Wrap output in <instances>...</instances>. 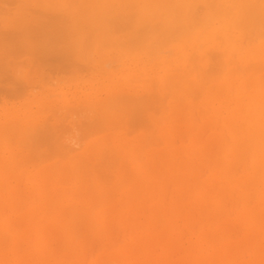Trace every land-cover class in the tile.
<instances>
[{"label": "bare ground", "instance_id": "1", "mask_svg": "<svg viewBox=\"0 0 264 264\" xmlns=\"http://www.w3.org/2000/svg\"><path fill=\"white\" fill-rule=\"evenodd\" d=\"M6 1L14 8L4 4L8 11H4L5 7L0 10L3 55L9 52L5 53L7 43L3 42L7 40L11 46L7 44V50L14 54L31 55L43 62L53 58L56 70L68 66L79 74L88 72L89 76L74 77L69 87L61 91L62 100L51 101L52 90L48 89L36 103L0 111V264H67L79 256L82 246L77 245L79 237L85 238L82 242L85 241L86 249L94 245L93 250L84 248V258L92 257L101 247V255L93 264H264V85L261 83L264 76L255 79L264 66V40L255 47L250 42L252 35L264 38V31L255 33L254 26L259 23L264 27V0H176V4L172 0H0V3ZM198 4H202L201 9ZM32 7L40 9H36L34 16L31 13L34 11L30 12ZM16 8L20 9L18 13H12ZM252 27L253 33L252 29L248 31L252 39L246 42L243 30ZM9 28L15 31L9 32ZM89 37L96 43L92 55H86L93 45ZM86 38L90 45L86 42L84 53ZM254 39L253 45L257 38ZM167 43L179 46L168 51L171 60L164 56L161 62L151 63L149 57L159 53ZM223 43L226 57H234V52L240 51L239 63L245 68L239 69L236 64L238 70L234 66L235 70L225 75L222 87H226L232 73L246 70L247 74L239 72L244 75L240 76V87L237 85L238 101L228 104L236 102L237 107L228 109L226 101L214 109L213 120L221 116L222 107L227 112L222 121L232 141L223 139L225 133H216L205 142L200 137L201 131L192 133L199 119L194 114L195 119L191 114L189 117L182 109L188 102L185 83L193 79L197 89L191 87L192 91L200 92L198 97L204 94L210 102L216 85L209 84L216 82L215 77L217 82L222 81L220 72L214 69L221 66L220 71L225 72L222 69L226 66L218 60L224 52H212L217 59L214 56V61H210L214 64L210 66L206 62L211 49H219ZM236 60H229L228 65H235ZM115 61L121 63V70L110 72L108 67ZM185 61L191 70L181 74L182 70L175 68ZM205 64L214 68L203 71ZM165 67L169 68L163 70ZM28 68L23 67L15 75L18 83L8 92L6 87H0V96L4 93L25 96L28 87L32 92L35 76H31ZM183 78L186 81L182 85ZM206 80L211 83H205ZM180 83L183 88H179ZM71 84L76 85L71 88ZM234 96L230 97L235 99ZM165 97L169 99L167 109L165 102L159 101ZM202 99L197 100L199 107ZM192 102L195 103L193 98L190 105ZM159 104H163L161 112ZM192 106L189 109L193 113L202 111L200 108L194 112ZM74 112L79 117L73 116ZM156 112L160 114L156 116ZM45 113L51 115L44 116ZM132 113L148 124L151 122L152 130L145 134V140L128 141L125 133L118 130L134 117ZM64 114L78 117V121L86 116L85 120L90 121L79 122L85 124L82 130L94 138L97 134L98 138L78 148L79 142L66 135L70 126L75 127L73 123L74 126H69L68 121L75 119L68 120L70 116L66 118ZM63 115L67 125L62 122ZM245 119L249 125L241 128ZM183 120L188 121L185 126L189 139L187 144L177 147V141L181 140L176 139L177 132L184 131L180 125ZM221 126L211 128L219 131ZM78 129L77 125L73 128ZM62 134L68 140L60 142ZM185 138L181 141L186 142ZM35 141L52 142L51 156L59 160L31 169V160L22 151L25 149L22 144ZM212 141L219 144L217 161L212 154L206 157V148ZM21 156L29 162H20ZM18 170L20 176L14 178L13 173ZM206 171L210 172L209 179H205ZM169 192L172 202L167 200ZM55 229L63 234L64 252L60 251L64 254L58 255L60 258L55 257L59 251L53 250L55 253L51 254ZM241 233L245 234L243 238ZM252 235L257 236L255 243L248 244L254 252L252 260H247L244 253H231ZM174 247L184 251L182 259H176Z\"/></svg>", "mask_w": 264, "mask_h": 264}, {"label": "rangeland", "instance_id": "2", "mask_svg": "<svg viewBox=\"0 0 264 264\" xmlns=\"http://www.w3.org/2000/svg\"><path fill=\"white\" fill-rule=\"evenodd\" d=\"M173 1V3L174 4H176V0H172ZM8 2L6 1V3H0V5H2L1 6V9L0 10H4L3 9V7H5V10L4 11H8V7H10L9 9H12V8H14L13 6H11V5H9V3L7 4ZM4 4H6L8 7H6V5H4ZM174 6V5H173ZM12 7V8H11ZM198 7H200V9L202 8V4H198ZM23 8V7H22ZM31 9H33V10H30V12L31 11H34V12H31V13H33V16H34V14H36V9H37V11H39L40 9L39 8H35V7H32ZM20 9H18V8H16V9H13L12 10V13H18V11H19ZM29 11V10H28ZM35 17H38V16H36L35 15ZM35 19V18H34ZM32 20H33V18H32ZM182 20V19H181ZM34 21V20H33ZM36 25V24H35ZM262 25V24H261ZM261 25H259V23H257L256 25H254V26H256V30L255 29H253V27L252 28H248L247 30H243V32L245 31V36H246V38H248L247 39V41L246 42H248L250 39L249 38H257V40L255 41L256 42V44L255 45H253V42H254V38H253V41H250L251 42V44H252V47H255L256 45H259L258 43L260 42V41H263L264 40V38H260L257 34V36L258 37H255L256 35H252L251 36V34L250 33H248V31H250V29H252V33H253V30H255V33L257 32L258 33V31H260L261 30V33L264 31L263 29H264V27L262 26V28H261ZM259 28H258V27ZM22 27H25V26H22ZM257 28H258V30H257ZM13 31H15V29H13V28H9V32H12V30ZM4 30V29H3ZM2 30V28H1V26H0V32L2 31V32H4ZM5 32H8V29H6V31ZM264 33V32H263ZM251 36V37H249V36ZM261 35V37H262V34H260ZM264 36V35H263ZM251 38V39H252ZM258 39H259V41H258ZM85 40V46H82V48H83V52L85 53L86 52V48H87V43L89 42L88 40H90V41H92V43H93V45H91L90 47L92 48V47H94V45L96 46V43L94 42V40L92 39V38H88V40H87V38L86 39H84ZM87 40V41H86ZM3 42H5V43H7L8 44V41L7 40H4ZM87 42V43H86ZM90 43V42H89ZM88 43V44H89ZM91 43V44H92ZM7 44H5L6 45V49H5V53L7 52V51H9V52H11L10 50H7L8 49V47H10L11 48V46H10V44H8V47H7ZM90 45V44H89ZM223 46H219L218 48L219 49H215V48H212L211 49V52H210V54H209V56H208V61L206 62L207 64H208V66H210V64H212V63H210V61H214L213 60V57L215 56V55H213V53L212 52H214V54L216 53V51H217V53L218 54H220L221 52L223 53V54H221V55H223V56H220V57H218V60L220 61V60H222V62H221V64H224L223 66H222V68L223 67H225V69H222V71L223 70H225V72L223 71V72H221L220 70H221V66H218L217 68L218 69H214L215 71L217 70V72H220V73H218V76H219V74H220V81L221 82H217V78L215 77L214 79H215V83H211V81H209L211 84H209V85H213V86H215L216 85V88H214L213 87V95L211 94V98H210V102L208 103V101H206V99H205V95L204 94H202V95H199V97H198V94L200 93V92H198L197 90V94H194V91H195V89L192 91V89H191V87L192 88H194V87H196L195 86V84L193 83V79H189L190 80V82H189V80H188V82H189V84H191V85H189L188 84V82H186L185 84H186V86H187V88H186V93H187V95H188V102H187V104L185 105V106H182V109H184V111H185V114H187V115H192V114H194L195 115V118H198L199 119V122H197L196 124H194L195 126H193L194 128H193V131H192V133H198L199 131H201V135H200V137L202 138V140L203 141H205V142H207V139H208V137L209 136H211L212 134H216V135H218V134H223V133H225L224 134V137L225 138H223L225 141H232V139H231V137L229 136V134H228V131L226 130L227 128H226V126H225V124H224V122L222 121L223 120V117L225 116V114H227V112L223 109V107H222V113H221V111L219 112L218 111V114H220L221 116H219V117H217V118H219V119H217L216 118V120H213L212 118H213V116L216 114L215 112H214V109L215 108H219L223 103L224 104H226L227 102V106H228V104L230 103V101H238L237 100V98L239 97V91H238V88L240 87V84H241V78H240V76L242 77L243 75H240L241 74V72H245L244 70H242L241 72L240 71H236V72H234V73H232V75L234 74V76L232 77V75L230 76V78H228V82H227V84L225 85L226 87L225 88H223L222 87V82H224L225 81V75H227L228 73H231L232 71H233V69L235 68H237L236 70H238V67L236 66V64L238 65L239 64V69L241 68V69H243V67L245 68V66L244 65H241L240 63H239V59H240V57H239V52L240 51H235L234 53L236 54L234 57L232 56L231 57V55H228L227 57H226V45H224V43L222 44ZM251 46V45H250ZM90 47H88L89 49H90V51H88L87 50V52L88 53H86V55L87 54H91L92 55V53L95 51V48H90ZM173 47H175V48H178L179 46L178 45H173V43H167L166 45H164V47H163V49L159 52V53H157L156 55H154V56H151V57H149L151 60H149V61H151V63L153 62V63H157V62H161V60L163 59V57L165 56L166 58H169V60H171V54H169L170 52H168V51H170V50H172L173 49ZM244 47V46H243ZM245 47H247V49H249L250 47H248V44H246L245 45ZM244 47V48H245ZM224 49H225V51H224ZM93 50V52H91ZM220 53H219V52ZM9 52H8V54H9ZM166 52V53H165ZM13 52H11L9 55L10 56H12L13 54H12ZM8 54H4L3 55V52L1 53V51H0V61H2V62H0V87H6V91L8 92L10 89H12L13 87H14V85H16L17 83H18V81L15 83V81H16V77H15V75H17V73L19 74L20 73V71L23 69V67H28L29 66V72L31 73V76L32 77H34L35 76V82L33 83V89H32V92H29L30 90H31V88H27L28 89V92H27V95H25V96H15V95H11V94H8V93H4L3 95H1L0 96V111H2L3 109H5V108H11V107H13V108H23L24 106H26L27 104H31V103H36V102H38L39 101V96L42 94V93H45V91H47L48 89H51L52 90V94L51 95H53V96H51V98H50V100L51 101H54V100H57L58 99V101L59 100H62V98H63V96H61V94H62V92L61 91H64L66 88H68L69 87V85L68 84H70L71 82H72V80L74 79V77H76V76H80V77H88L89 76V73L88 72H83V73H78L77 72V70H75L74 69V71L77 73V75L75 74V72L73 71V69H69L68 68V66H66V67H64V68H59L58 70H56L57 68H58V66H57V68H55L56 67V63L54 64V59L53 58H51V61L49 62H47V60L45 61V62H43V61H41V59H40V61H37V58H32L31 57V55L28 57V56H26V54H14V55H16V56H18V57H16V56H12V57H15V58H11ZM170 56H169V55ZM23 55H25L26 56V58H23V57H25V56H23ZM161 55V56H160ZM163 55V56H162ZM173 55V54H172ZM217 55V54H216ZM225 55V56H224ZM234 55V54H233ZM22 56V57H21ZM219 56V55H218ZM238 56V57H237ZM5 57V58H4ZM210 58H212V60H210ZM217 59V57L215 56L214 57V59ZM227 60H226V59ZM230 58V59H229ZM232 58V59H231ZM16 59V60H15ZM34 59V60H33ZM237 59V60H236ZM4 60V61H3ZM9 60V61H8ZM229 60H236L234 63H235V65H232V66H230V65H228V62H229ZM23 61H25V63L23 62ZM216 61L217 60H215V63H216ZM232 61V62H233ZM5 62H7V63H5ZM39 62V63H38ZM11 63V64H10ZM23 63V64H22ZM150 63V64H151ZM218 63V62H217ZM233 63V64H234ZM10 64V65H9ZM21 64H22V66H21ZM52 64V65H51ZM53 64L55 65V66H53ZM114 64V65H113ZM207 64H205V66L204 67H202V69H203V71L204 70H207L208 68H212V67H207ZM214 64V63H213ZM187 65V66H186ZM217 65H219V63L218 64H216V66ZM189 64L187 63V61H185V63L184 64H182V65H180V67L179 66H177L175 69H179V70H182V71H180L179 73H181V74H183L184 72H190V70L191 69H189ZM213 66V65H212ZM216 66H215V68H216ZM230 66V67H229ZM235 66V67H234ZM115 67V68H114ZM234 67V68H233ZM3 68V69H2ZM81 68V67H80ZM109 68V71L110 72H117L118 70H121V63L120 62H112L111 63V65H110V67H108ZM111 68V69H110ZM167 68H169V67H165L163 70H167ZM214 68V67H213ZM212 68V69H213ZM260 68V67H259ZM264 66H262L260 69H261V72H263L264 71ZM229 69V70H228ZM232 69V70H231ZM234 69V70H235ZM17 70L19 71V72H17ZM35 70V71H34ZM209 70V69H208ZM227 70H228V72H227ZM184 71V72H183ZM212 71V70H211ZM215 71H212V72H215ZM9 72V73H8ZM202 72V71H201ZM210 72V71H209ZM239 72H240V74H239ZM261 72H258L259 74L255 77V79H257L258 77H261V76H264V72L263 73H261ZM6 73V74H5ZM216 73V72H215ZM224 73H226V74H224ZM237 73L239 74V76L237 75ZM254 73V72H253ZM5 74V75H4ZM9 74H11L12 76H10ZM79 74V75H78ZM180 74V75H181ZM247 73L245 72V75H246ZM8 76L10 77V79H8ZM18 76V75H17ZM236 76H238V77H236ZM5 77V79L3 80V78ZM12 77H14V78H12ZM7 78V79H6ZM231 78H233L232 80H231ZM239 78V79H238ZM12 79H15V80H12ZM147 79H151V76L149 77V76H147ZM210 80H212V81H214V79H212V77H210L209 78ZM217 79V80H216ZM237 79H238V81H237ZM18 80V79H17ZM183 80L184 81H186V79L185 78H183L182 79V85L184 84V82H183ZM5 81V82H4ZM8 81H10L11 82V84H10V82H8ZM12 81H14V82H12ZM236 81H237V83H236ZM7 82V83H6ZM209 83L207 80L205 81V83ZM14 83V84H13ZM181 83H180V85H179V88L181 87V88H183V86L181 85ZM235 83V85H233ZM263 85H264V78H263V80H262V82H261ZM1 84H2V86H1ZM251 84V83H250ZM8 85V86H7ZM73 85H76V84H71V88H72V86ZM233 85V87H230V86H232ZM239 87H238V86ZM63 86V87H62ZM185 86V85H184ZM189 86H190V88H189ZM264 87V86H263ZM222 88V89H221ZM233 88V89H232ZM8 89V90H7ZM190 89V90H189ZM196 89H197V87H196ZM232 89V95H231V93H230V90ZM264 89V88H263ZM181 90V89H180ZM184 91H185V89H183ZM199 90V89H198ZM219 90V91H218ZM193 93H192V92ZM196 91H195V93H196ZM217 91V92H216ZM56 92V93H55ZM191 92V94H188V93H190ZM215 92H216V94H215ZM234 92V93H233ZM201 93H203V92H201ZM32 94L34 95V96H32ZM224 94V95H223ZM204 95V96H203ZM222 95V96H221ZM235 95V96H234ZM218 96H220V97H218ZM230 96H234L235 97V99L233 100ZM167 97V96H166ZM166 97L163 99V100H160L159 98H157V99H159V101L160 102H162V103H164L165 102V105H164V108H166L167 109V105H166V102L169 100V99H167V100H165L166 99ZM190 97V98H189ZM192 98H193V101L195 100V103H193L192 105H190L191 104V100H192ZM199 98H203L202 99V103L200 102V104H201V107H199V105H197L196 103L198 102L197 100L199 99ZM217 98H219V99H217ZM226 98H227V100H226ZM232 100H231V99ZM225 99V100H224ZM201 100V99H200ZM216 101H217V103H216ZM227 101V102H226ZM220 102V103H219ZM236 102H234V103H236ZM199 103V102H198ZM232 103V102H231ZM234 103H232V104H230V106L232 107H230V106H228L227 108L229 109V107L231 108L230 110H234L236 107H237V104H234ZM195 104H196V108L197 107H199L198 109H196V108H194L195 107ZM162 105L163 104H159V106H158V110H159V108L160 107H162ZM204 105V106H203ZM206 105H207V107H206ZM215 105V106H214ZM219 105V106H218ZM234 107H233V106ZM236 105V106H235ZM191 106H192V108L194 109V112H198L199 110H200V108H201V112L199 111L198 112V114H196V113H193L192 111H191V109H189V107L191 108ZM245 106L248 108V106H247V104H245ZM244 106V107H245ZM33 108H34V110H37V107L36 106H32ZM185 107H188V108H185ZM245 107V109L248 111L249 110V108L247 109ZM155 108H157V107H155ZM213 108V109H212ZM196 109V110H195ZM152 110V109H151ZM157 110V109H156ZM160 111V110H159ZM158 111V112H159ZM162 111V110H161ZM160 111V112H161ZM205 111H208L209 113L210 112H212V114L210 113H208V112H205ZM151 112V111H150ZM158 112H156V116H157V113ZM187 112V113H186ZM66 113H68V112H66ZM154 113H155V110H154ZM200 113V114H199ZM204 113H206L205 114V116L206 117H208V119H206V117L205 116H202ZM224 113V114H223ZM71 114V113H70ZM70 114H64V115H66V118H67V116H70V117H68V120H70L73 116H75V112L73 113L74 115L73 116H71ZM152 114H153V112H152ZM158 114H160V113H158ZM202 114V115H201ZM45 115H47V116H50L51 114H47V113H45L44 114V116ZM63 115V121H62V119H61V121L63 122V123H67L68 124V122H71L70 124H68L69 126L73 123V124H75V127H69L70 129H69V131L68 130H66V132H67V134H66V132L64 133V134H66V135H68L67 137L69 138L70 136L71 137H74V141H78L79 142V147L78 148H83L84 146H85V144L86 143H88L89 141H93V140H96L95 138H98L97 137V134H96V136H95V138L94 137H92V135L91 136H89L90 135V133L89 132H85L84 133V130H82V128L84 129V127H82L83 125H85V124H88V123H86V122H89V121H86L85 120V118L87 119V117L85 116V118L82 116H80L81 118H83V119H81V118H79V121H78V114H76V116H78V117H73V119H75L74 121H66L67 119L65 118V116ZM130 115H132V116H134L132 119H128L127 121H125L123 124H121L120 126H119V129L118 130H120L121 131V133H125V137L127 138V140L128 141H130V140H145L146 139V133H150L151 132V128H150V124H151V122H149V124L148 123H146L145 121L146 120H144V118L142 117H140L137 113H132V114H130ZM191 115L189 116V117H191ZM203 117V119L201 118V116ZM209 115V116H208ZM264 109H263V114H262V117H263V119H264ZM62 116V115H61ZM200 116V117H199ZM182 118H184L185 117V115H182L181 116ZM192 118H194V116L192 115ZM194 118V119H195ZM77 119V120H76ZM81 119V120H80ZM198 119H197V121H198ZM85 121V122H83V121ZM138 120H142V122L140 123V122H138ZM203 120V121H202ZM213 120V121H212ZM218 120H219V122L221 123H219L218 122ZM78 121V122H77ZM131 121V122H130ZM186 120H183V122H181V127H184L183 129H184V131L182 130V129H180L179 130V132H177V137H176V139L178 140V138H181V140H183V137L185 138V136H186V142L184 141H181L180 139L177 141V143H176V145H177V147H181L184 143H188V139L189 138H187V137H189V130H188V128H186V124L188 123V121H186ZM196 121V120H195ZM243 120H241V122H242ZM246 121V122H245ZM245 124H243L244 122H242V126H241V124H239L238 125V127L239 126H241V128H244V127H246V126H248L249 125V121L248 120H246L245 119ZM76 122L77 123H79V122H82V123H85V124H81V123H79V124H76ZM61 123V122H60ZM62 123V124H63ZM65 123V124H66ZM200 125H199V124ZM208 123H210L209 125H208ZM60 125L61 126V129H63V126L65 125V124H63V125ZM66 124V125H67ZM72 124V126H74ZM198 124V125H197ZM217 124H220V125H222L221 127L223 128H221V129H219V131L218 130H216V131H214V130H212V128H211V126L212 127H216L217 126V128H218V126L220 127V125H217ZM76 125H77V129L78 130H73V128L75 129L76 128ZM90 125V124H89ZM88 125V127L90 128V126ZM140 125H143V126H140ZM87 126V125H86ZM85 126V127H86ZM147 126V127H146ZM201 126H203V128H201ZM80 127H81V129H80ZM72 128V129H71ZM121 128V129H120ZM146 128H150V131H149V129H148V131H146L147 129ZM213 128V129H214ZM240 128V127H239ZM68 129V128H67ZM86 129H88V128H86ZM153 129H154V127H153ZM186 129V130H185ZM80 130V131H79ZM125 130V131H124ZM222 130H225V131H222ZM74 131V132H73ZM127 131V132H126ZM220 131H222V132H220ZM69 132V133H68ZM74 133V134H72V135H70L71 133ZM81 134H80V133ZM208 132V133H207ZM131 133V134H130ZM60 134V133H59ZM78 134L80 135V136H78ZM83 134H85L86 136H87V138H86V136H84ZM144 134V135H143ZM66 135H63L62 134V136L60 135V137H62L61 139H60V137L58 138V140L60 141V142H64V140L65 139H67L66 137H64V136H66ZM82 135V136H81ZM99 135V134H98ZM104 135V134H103ZM129 136V137H128ZM140 136V137H139ZM63 137H64V139H63ZM92 137V138H91ZM77 138V139H76ZM86 138V139H85ZM76 139V140H75ZM88 139V140H87ZM68 140V139H67ZM16 141V140H15ZM14 141V142H15ZM87 141V142H86ZM13 141H12V143H14ZM75 142V143H76ZM147 142V143H146ZM149 141H145V144H150V142L148 143ZM66 144V143H65ZM152 144V143H151ZM211 145V146H210ZM218 142H216V141H212V144H211V142L208 144V146H207V158H209L208 156L210 155L211 156V154H212V158H213V160L215 159L216 161H217V159H218V157H219V148H218ZM22 146L26 149H24L23 147V149L24 150H22V149H19L18 150V152H21V150L24 152L25 151V153L29 156V158H28V160L30 161L31 160V162L29 163V166L31 167V169H33L34 167H36V166H39V165H41V166H46V165H52V164H54V162H56L57 160H59V159H57V158H53L52 156H51V153H52V149L54 148L53 147V144H52V142H37V141H35L34 143H26V144H22ZM214 146V147H213ZM17 147V146H16ZM34 147H37V148H42L43 150L42 151H38L37 150V152H39V153H37L36 152V150L34 149ZM77 148V149H78ZM214 148V149H213ZM216 149V150H215ZM45 150V151H44ZM81 150V149H80ZM55 153V152H54ZM22 157V156H21ZM23 159H20L19 158V161L21 162V161H25L26 163H28L29 161L27 160V159H25L24 157H22ZM143 158V157H142ZM210 161H211V159H210ZM215 162V161H214ZM213 162V163H214ZM212 163V162H211ZM251 162L249 163V165H248V167L247 168H251ZM14 171V170H13ZM19 171L20 170H18V171H15L13 174H14V178H18L19 176H20V173H19ZM11 172H12V170H11ZM100 173H102V171L100 172ZM238 173V172H237ZM205 179L206 178H208L209 179V177H210V172H208V171H206L205 172ZM90 177V175H87V177ZM238 176H239V174H238ZM88 177V178H89ZM170 192H172V188L170 187V190H169ZM169 192V195H168V197H167V200H168V202H172L173 200H172V195H171V193ZM228 202V201H227ZM229 205V204H228ZM231 207V206H230ZM239 227V226H238ZM240 228V227H239ZM61 230H59V229H55V230H53L52 232H53V234H52V244H51V254H54L55 252H58V253H56L55 254V257H57L58 255L61 257L64 253V249L63 248H61L62 246H61V244L63 245V241H62V237H63V234H62V232H60ZM59 232V233H58ZM56 234H57V236H56ZM59 234V235H58ZM188 234V235H187ZM186 236H187V238H189V232L188 231H186ZM245 236V234L244 233H241V237L243 238ZM61 237V238H60ZM251 239V240H250ZM255 239H257V236H255V235H252L251 237H249L247 240H249L248 242H243L241 245H239V246H236V248L234 247L233 248V250L231 251V253L232 254H238V253H241V254H243V255H245L244 257L247 259V260H252L253 259V257H254V252L253 251H251V250H249V247H248V244L249 243H255L256 242V240ZM60 242H59V241ZM83 240H85V238L84 237H79V241H77V245L78 246H80V245H82L81 246V248L79 249V251H78V253L77 254H79V256L76 254L75 255V257H77V258H75L74 260H72V262H69V263H67V264H87V262H88V264H93L94 262H96L97 261V259L100 257V255H101V247L99 248V250L97 249V251L96 252H98V253H96V252H94V255L92 256V257H89L88 259H89V261H88V259H87V257L86 258H84V256H86L85 254H84V250L86 249L85 247H84V243H85V241L84 242H82ZM255 240V241H254ZM56 243V244H55ZM247 244V245H246ZM91 246V247H90ZM90 246L87 248L88 250H90L94 245H92V244H90ZM248 247V248H247ZM58 248V249H57ZM85 248V249H84ZM175 249H174V251H173V254H174V256H176V259H178V260H180V259H182L183 257H184V251L183 250H181L179 247H174ZM241 248V249H240ZM60 249H61V251H63L62 253L63 254H61V251H60ZM86 249V250H87ZM240 249V250H239ZM243 249V250H242ZM53 250H56L55 252L53 251ZM91 250H93V249H91ZM94 250H96V249H94ZM89 253L88 254H90V252L91 251H88ZM92 253V252H91ZM182 253V254H181ZM86 254H87V251H86ZM178 254V255H177ZM58 256V258H60ZM87 256H89V255H87ZM94 257V258H93ZM83 258H84V260L86 261V262H84V260H83ZM81 260V261H80ZM24 264H27V262L26 263H24ZM28 264H30V263H28Z\"/></svg>", "mask_w": 264, "mask_h": 264}]
</instances>
